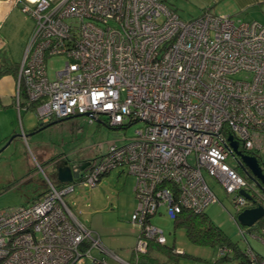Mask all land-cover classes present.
Segmentation results:
<instances>
[{"label": "built area", "instance_id": "2783aa9c", "mask_svg": "<svg viewBox=\"0 0 264 264\" xmlns=\"http://www.w3.org/2000/svg\"><path fill=\"white\" fill-rule=\"evenodd\" d=\"M18 2L34 24L18 69L17 105L34 104L41 123L87 114L90 123L140 126L78 173L76 183L57 186L46 176L41 195L1 210L0 264H86L87 258L106 264L93 251L109 250L65 196L76 184L94 187L113 168L135 178V260L150 242L166 243L149 220L160 209L173 219L218 201L204 172L234 194L239 212L264 206L254 184L227 163L229 155L240 160L229 136L245 153L264 137V22L209 11L185 20L163 0ZM54 55L66 61L49 79L46 59ZM234 220L245 238L246 228ZM252 235L264 243V227Z\"/></svg>", "mask_w": 264, "mask_h": 264}, {"label": "rangeland", "instance_id": "374dc122", "mask_svg": "<svg viewBox=\"0 0 264 264\" xmlns=\"http://www.w3.org/2000/svg\"><path fill=\"white\" fill-rule=\"evenodd\" d=\"M163 2L182 19L186 20L190 15L191 17L198 15L195 11H188L189 0H163ZM18 11L22 14V20L33 27V19L21 7ZM65 61V57L61 55L46 59L49 79L54 78L55 72L63 67ZM60 119L64 120L34 132V128L41 122L34 111H22L16 120L12 116L9 117V113L0 115V129L9 131L8 138L0 145V211L31 202L30 198L45 189L46 176L56 184L57 168L54 167L53 162L97 160L107 153L110 145L125 144L140 126V122L123 128L108 126L103 122L90 123L85 115ZM227 163L238 171L241 169L233 155L228 156ZM204 177L218 199L216 203L206 207L204 213L230 240L238 243L242 248L249 245L264 257V243L248 232L245 233V238L239 232L233 217L236 215L234 194L226 193L221 184L205 172ZM73 182L76 183V180ZM134 185V176L125 168H113L104 173L94 187H81L76 184L74 192L65 196V201L77 218L94 232L127 233L135 225L130 218L131 210L136 203ZM151 223L163 231L167 247H174L175 250L184 252L177 264H211L210 261L217 259L218 247L192 243L186 236L185 229L175 227L173 219L165 211L151 216ZM116 239L117 237H114V240ZM131 243L132 239H129L126 245ZM94 251L93 254L98 253ZM151 252L160 263L173 264L167 254L159 252L157 245H154ZM106 258L115 260L111 254H107ZM86 264H90L89 258L86 259Z\"/></svg>", "mask_w": 264, "mask_h": 264}, {"label": "crops", "instance_id": "0c3cea01", "mask_svg": "<svg viewBox=\"0 0 264 264\" xmlns=\"http://www.w3.org/2000/svg\"><path fill=\"white\" fill-rule=\"evenodd\" d=\"M188 4V11H195L198 14L197 17L204 11H209L216 15L227 14L233 18H240L246 21L257 20L259 22H264V0H189ZM20 5L21 3L18 2V0H0V67L3 68H9L14 64L18 67L20 66L25 46L33 29L31 24L22 20V14L18 11L21 7ZM189 17L190 18L186 20L195 18L191 17V15ZM17 77L18 73L17 75L7 73L0 77V115L4 116L9 113V117L12 116L15 120L20 117L22 111H28L23 105H17ZM7 132H9L7 129H0V145L8 138L9 135H7ZM24 132L26 131L24 130ZM256 145L253 151L258 155L262 162V167H264V137L259 138ZM43 191L44 190L33 198L39 196ZM135 201L137 203L136 196ZM136 203L133 210H131V215L136 208ZM163 211L164 210L160 209L157 213L162 214ZM149 220L151 223V217ZM139 232L140 228L137 225H134V228L128 230L127 233H116L113 231L96 232L104 247L106 249L109 248V254H111L115 260H107V254L104 253H97L94 255L96 257L104 255L106 264L132 263L133 249ZM130 235L132 237H130ZM114 237H117V239L114 240ZM118 237L121 238L118 239ZM129 239H132L133 244L126 245Z\"/></svg>", "mask_w": 264, "mask_h": 264}, {"label": "trees", "instance_id": "16d2710c", "mask_svg": "<svg viewBox=\"0 0 264 264\" xmlns=\"http://www.w3.org/2000/svg\"><path fill=\"white\" fill-rule=\"evenodd\" d=\"M18 69H19V67L16 66V64L12 65L9 68L0 67V77L4 74H7V73H12L14 75H17ZM20 97L22 99L25 98L22 87L20 89ZM23 102L24 101L21 102L20 106L23 105ZM34 106H35L34 104L30 105L29 107H27V110L28 111H34ZM74 116H76V115L66 117L65 119H68V118H71ZM51 121H53V119L48 121V122H45V123L40 122L38 124V126L34 128V132H37L38 130H41L44 127H47ZM98 123H102V122H98ZM106 125H108V124H106ZM108 126H110V125H108ZM116 128H123V126H117ZM247 152L249 154H253V155H256L258 157V155L253 150H248ZM258 160H259L260 164L262 165V162H261L259 157H258ZM236 170L238 171L237 168H236ZM238 172L240 174H242L245 178L250 180L248 178V176H245V173L243 172V170L242 171L239 170ZM76 179L77 178H74L73 180H76ZM55 180H56L57 186H61V185L66 184V182H59L56 179V177H55ZM45 190H46V187H45L44 191ZM259 192H260L261 196H264V193H262L260 190H259ZM254 203H255V201L252 200L250 202V205H252ZM238 213H239V211L236 210V215ZM236 215H234L233 217H236ZM173 221H174L175 227H182L185 229L186 236L194 244L203 245V246H210V247H218V248L226 246L227 248H229V251L225 252L224 254L218 255L216 260L210 261L211 264H254L255 262H256V264H264V262H262V260H264V257H262L258 253H256L249 245L245 248H242L238 245V243L230 240L227 237V235L222 231V229H220L217 225H215L212 222V220L204 213V211H202L200 213H195L193 211L184 209L179 214H177L175 216V218H173ZM262 227H264V219L258 221V223L256 225L247 228L246 232H248L250 234H252V232L255 233L256 231L260 232V229ZM138 236H139V234H138ZM154 245H157L159 247L160 253L167 254L169 256V258L171 259V261L173 262V264H177L179 259L181 257H183V255H184V252L177 251V250H175L174 247H170V248L167 247L166 243L165 244H158L155 242H150L148 249H147V252L140 254L139 257L137 258V260H135V258H134V253L132 254L131 262L134 264H163V263H160L158 258L156 256H154L151 252L152 249H154ZM249 250H251L254 253V255L256 257L255 260H253L249 257V254H248ZM97 259H99V257H97Z\"/></svg>", "mask_w": 264, "mask_h": 264}, {"label": "water", "instance_id": "95a60500", "mask_svg": "<svg viewBox=\"0 0 264 264\" xmlns=\"http://www.w3.org/2000/svg\"><path fill=\"white\" fill-rule=\"evenodd\" d=\"M62 120L64 119L51 121L48 126ZM228 141L233 149L234 155L240 158V160H238V166L243 170L245 175L255 183L256 187L264 193V167L260 164L258 157L240 150L239 142L234 140L232 136L228 137ZM78 176L79 174L77 172L72 173L68 166H59L57 168L56 179L59 182H71ZM240 194H242L247 200H252V197L245 190H240ZM262 218H264V206L262 205L245 208L236 215V221L239 225L244 227H251L255 222Z\"/></svg>", "mask_w": 264, "mask_h": 264}, {"label": "flooded vegetation", "instance_id": "af4514ba", "mask_svg": "<svg viewBox=\"0 0 264 264\" xmlns=\"http://www.w3.org/2000/svg\"><path fill=\"white\" fill-rule=\"evenodd\" d=\"M53 164H54L55 168H58L59 166H68V167H70L72 173H74L75 171L77 173H81L82 171H84L88 167H90L91 161L82 159V160H78L76 162L69 163L68 160H63L61 162L55 161V162H53ZM239 170L242 171L241 169H239ZM56 173H57V171H55V176H56ZM253 184H254L255 188L258 189L254 182H253ZM258 191H259V189H258ZM250 201H252V200H250Z\"/></svg>", "mask_w": 264, "mask_h": 264}]
</instances>
